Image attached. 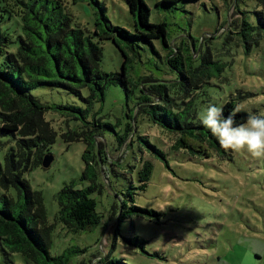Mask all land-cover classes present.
<instances>
[{
  "label": "rangeland",
  "instance_id": "obj_1",
  "mask_svg": "<svg viewBox=\"0 0 264 264\" xmlns=\"http://www.w3.org/2000/svg\"><path fill=\"white\" fill-rule=\"evenodd\" d=\"M9 1L12 4L14 0ZM63 1L69 4L75 22L101 44L102 71L121 72L126 61L124 52L114 41H99L95 35L105 29L103 21H99V8L92 0ZM99 1L106 6L114 26L137 33V19L126 0ZM146 3L151 10V23L168 25L170 47L161 40H155L153 46L140 42L135 47L123 41L130 92L122 84L110 85L104 101L94 105L97 116L107 124L99 139L107 159L103 171L93 167L89 180L84 179L87 144L67 143L62 135L68 130L65 118L54 111L46 114L58 133L50 150L54 161L49 168H34L25 178L34 191L42 193L49 224L57 222L58 194L73 182L80 189L97 184L91 197L101 215L98 225L78 234L57 223L50 253L54 257H68L69 264H98L107 254L112 260H124L125 264H264V251H255L264 249V160L224 149L213 150L210 158L194 156L186 150L176 151L178 134L155 123L151 108L140 113L139 105L145 95L143 90L153 84H167L173 97L181 95L176 100L181 112L178 109L175 112L183 113L179 85L182 77L169 64L170 58L178 57L185 62V74L200 82L192 107L197 111V120L209 104L223 107L229 101L250 115L264 114V29L258 19V13L264 14V3L260 0H146ZM8 6L5 0H0V14H5L7 20L9 14L3 11L11 10ZM244 16L254 27L246 34L237 29ZM3 29L16 36L20 19L14 17ZM202 66L205 68L198 71ZM33 95L44 103L83 105L80 99L63 90L40 87L33 90ZM153 102L159 104V99ZM131 123L134 133L120 147L116 133L124 135ZM132 137L134 143L130 146ZM148 142L166 154L170 167L152 153ZM146 162L153 165L152 174L147 189L140 191V173ZM130 193L134 202H130ZM123 202L130 208L135 204L154 214L138 216L128 210L118 224L115 239L114 207L121 208ZM0 264L31 263L21 254L7 255L0 248Z\"/></svg>",
  "mask_w": 264,
  "mask_h": 264
},
{
  "label": "trees",
  "instance_id": "obj_2",
  "mask_svg": "<svg viewBox=\"0 0 264 264\" xmlns=\"http://www.w3.org/2000/svg\"><path fill=\"white\" fill-rule=\"evenodd\" d=\"M5 1L11 10L6 8L3 11L9 14V20L5 14H0V248L7 255H23L31 264H69L68 257H54L50 253L54 228L61 223L68 232L78 234L100 223L97 202L91 197L97 184L94 182L84 189L77 188L75 182L66 184L56 198L59 205L57 222L49 224L42 193L34 191L25 178L26 173L42 166L44 157L50 154L58 139V133L46 119V114L54 111L65 118L68 130L62 135L67 143L87 144L83 178L89 180V171L93 167L97 166L103 171L107 159L99 139L107 124L97 116L94 105L104 101L110 85L122 84L130 92L128 56L122 47L123 41L135 47L140 42L153 46L155 40H161L169 48L168 25L151 23V10L146 0H126L131 14L137 19V33L133 34L125 28L114 26L107 16L106 6L99 0H92L99 8V21H103L105 26L103 31H96L98 40L114 41L126 56L121 72L105 73L101 69V44L75 22L68 3L63 0H14L12 5L9 0ZM260 1L264 3V0ZM14 17L20 19V31L16 36L14 32L3 29V25ZM243 18L242 25L237 29L245 34L253 31L254 27L245 16ZM258 19L260 27L264 29V14L258 13ZM169 64L182 77L179 85L183 113H178L181 111L176 103L181 95L173 97L167 84H153L143 90L145 95L139 103L140 113L151 108L155 123L178 134L176 151L186 150L191 155L210 158L213 150L223 148L197 120V111L192 110L200 82H194L185 74V62L180 58H170ZM202 68L205 67L198 71ZM205 71L208 73L207 69ZM40 87L63 90L80 99L83 105L44 103L33 95V90ZM153 99H159V104H153ZM160 103H164V106ZM176 109L178 112H175ZM236 109V103L229 101L223 106L224 115H233L236 124L245 123L250 114ZM129 118L133 120V113L129 114ZM133 126V123L128 124L124 135L116 133L120 147L134 133ZM133 143L134 137L129 145ZM148 144L152 153L170 167L166 154L150 142ZM110 163L116 165L113 161ZM152 169L151 162H146L140 173V191L147 189ZM109 184L112 188L111 182ZM129 195L130 202H134L133 194ZM128 210L138 216L154 214L135 204L130 208L127 202H123L121 208L115 206V239L118 238V224L127 216ZM156 215L159 216L158 213ZM98 264L125 263L124 260H112L107 254Z\"/></svg>",
  "mask_w": 264,
  "mask_h": 264
},
{
  "label": "clouds",
  "instance_id": "obj_3",
  "mask_svg": "<svg viewBox=\"0 0 264 264\" xmlns=\"http://www.w3.org/2000/svg\"><path fill=\"white\" fill-rule=\"evenodd\" d=\"M239 110L238 107L236 111ZM199 120L224 150L246 152L254 159L264 160V114L253 113L245 123L236 124L233 115H224L223 107L209 104ZM255 251L264 249L256 248Z\"/></svg>",
  "mask_w": 264,
  "mask_h": 264
},
{
  "label": "water",
  "instance_id": "obj_4",
  "mask_svg": "<svg viewBox=\"0 0 264 264\" xmlns=\"http://www.w3.org/2000/svg\"><path fill=\"white\" fill-rule=\"evenodd\" d=\"M54 161V157L50 154L46 155L42 162V167L49 168Z\"/></svg>",
  "mask_w": 264,
  "mask_h": 264
}]
</instances>
